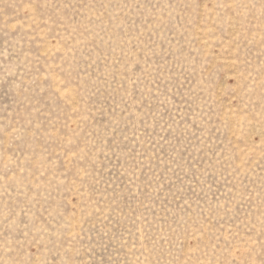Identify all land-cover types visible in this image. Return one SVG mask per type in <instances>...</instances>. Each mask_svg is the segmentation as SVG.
<instances>
[{
	"label": "rangeland",
	"instance_id": "1",
	"mask_svg": "<svg viewBox=\"0 0 264 264\" xmlns=\"http://www.w3.org/2000/svg\"><path fill=\"white\" fill-rule=\"evenodd\" d=\"M0 264H264V0H0Z\"/></svg>",
	"mask_w": 264,
	"mask_h": 264
}]
</instances>
